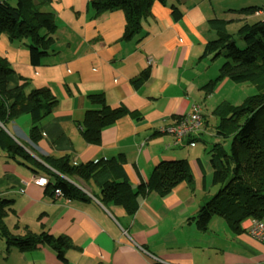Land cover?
Here are the masks:
<instances>
[{"label":"crops","instance_id":"0c3cea01","mask_svg":"<svg viewBox=\"0 0 264 264\" xmlns=\"http://www.w3.org/2000/svg\"><path fill=\"white\" fill-rule=\"evenodd\" d=\"M46 1L55 29L37 65L30 61L26 38L0 35V58L11 69L6 88H48L56 98L46 116L22 111L0 123V213L11 233L46 231L69 244L61 261L49 244L20 250L0 237V264H264V241L246 230L252 218L231 226L221 212H213L204 229L196 222L200 205L217 190L209 162V149L219 141L213 94L228 81L206 92L220 60L205 54L216 37L209 20L218 17L206 5L211 0L155 2L130 39L122 37L121 10L96 14L91 0ZM224 20L231 33L232 22L238 21L237 28L241 24L240 18ZM91 94H100L110 108L125 109L101 129L96 142L83 136L85 112L100 108ZM193 103L202 107L203 126L175 143L162 128L187 114ZM12 141L29 160L6 149ZM62 156L73 165L114 159L113 178L133 190L163 161H185L190 179L162 193L154 187L136 191V208L129 212L101 200L93 183L64 175L84 198L54 195L50 172L56 170L46 161ZM39 177L48 182L38 185Z\"/></svg>","mask_w":264,"mask_h":264},{"label":"trees","instance_id":"16d2710c","mask_svg":"<svg viewBox=\"0 0 264 264\" xmlns=\"http://www.w3.org/2000/svg\"><path fill=\"white\" fill-rule=\"evenodd\" d=\"M160 1L91 0L89 5L96 14L121 10L125 17L122 37L130 39L140 32L141 20L149 14L153 3ZM46 5V0H14L13 4L9 0L0 2V35L17 40L26 38L33 65L39 63L53 40L55 22L53 14L46 10ZM257 11H261L263 16L253 22L243 19L244 22L232 33L226 29L227 20H209L216 37L206 44L205 54L210 55L212 60L222 58L223 62L217 76L207 83L206 92H211L218 81L226 79L235 82L248 80L254 85L256 93L241 105L233 106L222 101L213 109V114L218 118L214 131L219 141L209 149V162L217 190L198 209L196 222L201 229L207 227L213 212H221L231 226H238L246 218L264 215V6L236 9L237 13L244 16ZM10 72L7 62L0 58V123L4 125L22 111L38 110L41 116L48 115L56 103L50 90L34 88L27 91L26 84L8 89L6 81ZM89 96L99 103L100 108L85 112L83 136L88 142H96L101 129L125 113V109L110 108L100 94ZM226 140L230 141L228 148L223 144ZM6 143L8 151L19 154L23 160L30 159L19 145L13 141ZM46 162L56 170L50 172L55 178L53 191L59 188L63 196L84 198L78 187L61 177L64 175L88 186H96L101 200L123 205L129 212L136 208L135 194L145 187H154L162 193L179 181L190 179L189 168L182 160L161 162L147 182L140 184L136 190L131 189L126 181L113 178L112 174L118 166L114 159L73 165L67 157L62 156L47 159ZM0 237L6 240L7 246L13 245L20 250L49 244L61 261H65L64 252L69 244L68 238L53 236L46 231H27L21 236L11 233L3 224L2 213Z\"/></svg>","mask_w":264,"mask_h":264},{"label":"rangeland","instance_id":"374dc122","mask_svg":"<svg viewBox=\"0 0 264 264\" xmlns=\"http://www.w3.org/2000/svg\"><path fill=\"white\" fill-rule=\"evenodd\" d=\"M9 1L11 4H13L14 0H9ZM206 5H209L210 7L214 8V10L216 11L215 15L218 18H223V19L233 18L235 20L236 18H240L241 19L240 22L242 23L244 22L245 18L247 19V22H253V20H255L258 16L254 14L250 16H244L235 11H232V9H240L244 7L245 8L246 7H263L264 0H211V2L206 3ZM236 22L238 21L232 22V25L229 28L233 32L237 28V27H234ZM220 60L218 61V65H216L218 66L217 68H219L220 63L223 62L222 58H220ZM213 90L214 89H212V91ZM255 93H256V90H255L254 85L248 80L240 81V82L228 80L226 84L222 86L221 89H219L218 91L215 92V94H213V97H214L213 99L215 103L214 106H216L218 103L222 101H227L233 106H238V105L243 104L244 101L247 98H249V96H252ZM223 144L226 148H228V146H230V141L229 140L223 141Z\"/></svg>","mask_w":264,"mask_h":264},{"label":"built area","instance_id":"2783aa9c","mask_svg":"<svg viewBox=\"0 0 264 264\" xmlns=\"http://www.w3.org/2000/svg\"><path fill=\"white\" fill-rule=\"evenodd\" d=\"M2 0H0L1 2ZM149 62V61H148ZM203 124V112L202 107L199 103H193L191 105V110L178 118L175 122L167 124L162 128V131L172 136L174 142L181 141L184 138H188L193 133L197 132ZM193 145V142H190ZM47 179L44 177H39L36 180L38 185L44 186L47 183ZM56 196H63L59 188H55L53 191ZM247 232L252 235L254 238L264 241V215L260 218H252L249 224L246 226ZM139 249L149 254L141 246H138ZM154 260L161 261L157 257L149 254Z\"/></svg>","mask_w":264,"mask_h":264}]
</instances>
